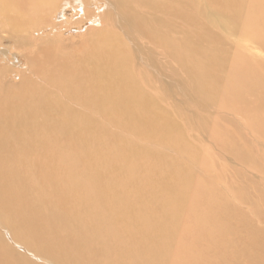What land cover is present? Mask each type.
<instances>
[{
    "label": "bare ground",
    "instance_id": "bare-ground-1",
    "mask_svg": "<svg viewBox=\"0 0 264 264\" xmlns=\"http://www.w3.org/2000/svg\"><path fill=\"white\" fill-rule=\"evenodd\" d=\"M243 1L0 0V264H264L258 232L231 231L213 251L199 250L212 240L210 212L196 223L194 244L182 250L187 239L174 233L182 220L179 151L167 158L141 151L155 166V177L145 178L130 166L138 156L117 143L103 150L97 136L102 119L130 121L131 136L171 153L172 144L147 130L160 105L178 102L264 123L263 113L246 105L264 72L238 67L254 60L249 66L264 70V60L231 51L235 41L240 49L264 44V0L262 13L242 22ZM67 7L75 10L70 16ZM77 18L73 31L87 36L60 47L58 26ZM230 73L237 83L219 94ZM95 119L94 132L85 134L86 120ZM130 122L119 126L124 134ZM141 123L145 133L135 131Z\"/></svg>",
    "mask_w": 264,
    "mask_h": 264
},
{
    "label": "rangeland",
    "instance_id": "rangeland-1",
    "mask_svg": "<svg viewBox=\"0 0 264 264\" xmlns=\"http://www.w3.org/2000/svg\"><path fill=\"white\" fill-rule=\"evenodd\" d=\"M243 2L245 3L242 5V22L251 14L259 16V14L262 13L261 8H259V5L262 4V2L259 4L258 0H244ZM67 8L70 10L68 16L74 13L75 10H72L69 7ZM262 17H264V14ZM57 19L63 20L64 15L61 14V18L57 17ZM83 20H85V18ZM73 21L78 22V18L74 20L69 19L67 23H61L62 25L60 24L58 26L59 36L57 35L55 38H59V46L62 42L63 46L71 45V41L80 42L87 36V34H85L87 32L82 28L80 29L81 31H73L74 27L78 26V23L75 25L73 24ZM68 24L70 25V30ZM72 25L75 26L72 27ZM208 28L209 26H206L203 30ZM68 31L69 33H67ZM209 32H215L218 34L224 33L218 28H211ZM46 33L50 36H54L51 29H46ZM68 36H70V38ZM74 36H78L79 38ZM69 42L70 44H68ZM239 44L240 42L235 41L232 45L231 51L234 52L235 50H240L242 54H245L244 52H250L256 54V57L254 58L257 60H259V57L264 60V44L259 47L249 45L246 48L241 47V49ZM17 50H15V52L18 57L15 56L18 60L23 59L21 55L22 50ZM246 61L248 63L244 60L240 62L242 64L244 62L245 65H238V67H241V70L243 67H248V73L250 74H252L254 70L256 72L258 71V73L264 72V70H261V68L257 66H254L253 69L249 66L254 60ZM19 62H21L20 64H24L23 60H20ZM231 64L232 60H229V65ZM15 69L18 71L17 68ZM230 77V81L223 79L222 84H220L219 88L217 87L216 90L219 94L231 89V87L237 83L231 73ZM259 91L262 93H259ZM247 94L249 97L247 98L246 105L249 103L252 106L251 108H253L249 111L253 112L254 108H257L260 110V113L264 114V78L262 85H257V89H254L251 93ZM224 96L225 95L223 94V97ZM225 100L224 97V101ZM234 100L235 96L233 97V101ZM226 101L228 105H230L229 101L232 100L229 99ZM200 107H202V105L193 106L188 102L183 106L179 104V102L178 105L159 106L158 110L160 115L156 118L158 121L151 126L152 130L150 131L148 129L147 132H149L150 137L157 142L172 144L173 150H171V153L169 150L159 145V143L149 142L146 137L142 139V135L138 133L135 134V136H131L130 126L132 127V125L130 121L124 122H130L127 126L129 130L124 134V128L119 127L121 125L126 126L124 123L119 120H116L114 123L106 122L102 119L100 123L103 125V129L98 131L97 136L99 140L104 142L103 150L107 143H117L118 150H130L132 156L139 157L138 154H142L141 151L144 150L148 152L150 148L153 151H158L166 158L168 155H173L175 154L174 152L179 151L181 158L175 160V157L174 162H184H181L180 169H178L180 174L179 185L181 186L183 200L180 205V210H177V212L178 216H180L179 218L182 217V220L179 225L180 227L176 226V229H174V233L176 232L177 235L182 234V236L187 239L185 244H183L184 247L181 246L182 250L190 248L191 245L194 244L193 238L198 232V226L196 223L199 219L205 216L207 212H210L205 225L208 229L211 228L214 230L211 236L213 241H208L204 248L199 247V250L209 252L218 248L223 241L225 234L231 231L235 232L237 230L244 233L252 231L264 234V123L258 116L255 117V119L259 125L254 126L253 121L248 117H243L241 121V119H236L230 113L219 115L215 112L211 115L208 114L204 108ZM220 111L221 110H219V112ZM263 114H260L259 116L264 117ZM86 122L89 125L87 130H85V134H91L94 132L91 128L97 123V119H95L94 123H90L87 120ZM244 124L247 126L253 125L254 127H250V131H247L245 130V126H243ZM136 126L142 131V133H145L142 127L145 128L148 125H146V123H141V125L134 124L135 131L141 133L136 129ZM259 130H261V132ZM247 133L252 135V137ZM118 135L121 136L116 141L115 139ZM197 138H200L201 140ZM185 156L187 158L189 156L190 158L187 159ZM145 158L147 157L140 158L141 161L139 163H131L130 166L140 167L144 172L145 178L148 175L154 176L153 171L155 166L148 165L145 162ZM194 204L197 205V209L190 216L189 209ZM208 205L211 206L212 211L208 210ZM201 233L207 232L201 231ZM185 235L187 236L185 237ZM176 251L177 249L174 254Z\"/></svg>",
    "mask_w": 264,
    "mask_h": 264
}]
</instances>
